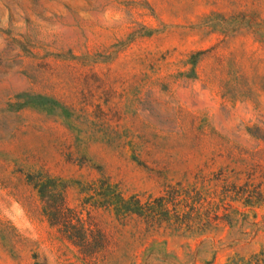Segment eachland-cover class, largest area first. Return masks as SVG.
<instances>
[{
  "label": "rangeland",
  "instance_id": "rangeland-1",
  "mask_svg": "<svg viewBox=\"0 0 264 264\" xmlns=\"http://www.w3.org/2000/svg\"><path fill=\"white\" fill-rule=\"evenodd\" d=\"M38 179L139 264H264V0H0V264H79ZM202 183L232 224L114 210Z\"/></svg>",
  "mask_w": 264,
  "mask_h": 264
},
{
  "label": "trees",
  "instance_id": "trees-1",
  "mask_svg": "<svg viewBox=\"0 0 264 264\" xmlns=\"http://www.w3.org/2000/svg\"><path fill=\"white\" fill-rule=\"evenodd\" d=\"M34 187L40 194L49 224L56 229L62 241L71 245L68 251L79 264H139L137 251L111 245L106 232L96 227L82 212L69 207L67 187L58 186L52 179H38ZM218 199L222 200V205ZM226 199V192L220 196L218 191L202 183L200 188H173L164 196L145 203L138 198L133 203L121 198L114 210L122 219L138 217L148 225V234L150 229L156 234L166 225L165 231L187 237L206 233L221 223L232 224L235 212L232 204L224 203ZM172 204L174 214L170 208ZM112 206L107 203L108 210L112 211ZM153 251L152 246H146L143 256ZM131 254L135 256L131 257ZM140 257L141 264H153L149 257Z\"/></svg>",
  "mask_w": 264,
  "mask_h": 264
}]
</instances>
